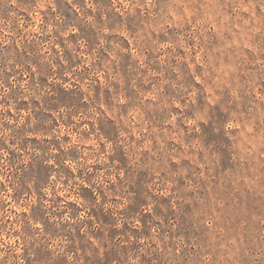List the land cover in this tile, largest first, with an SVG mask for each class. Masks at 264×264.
<instances>
[{
    "label": "rangeland",
    "instance_id": "1",
    "mask_svg": "<svg viewBox=\"0 0 264 264\" xmlns=\"http://www.w3.org/2000/svg\"><path fill=\"white\" fill-rule=\"evenodd\" d=\"M91 2L0 0V264H261L264 19Z\"/></svg>",
    "mask_w": 264,
    "mask_h": 264
},
{
    "label": "clouds",
    "instance_id": "2",
    "mask_svg": "<svg viewBox=\"0 0 264 264\" xmlns=\"http://www.w3.org/2000/svg\"><path fill=\"white\" fill-rule=\"evenodd\" d=\"M68 2L71 3V0H68ZM85 3L87 4L88 8H91L93 10V12H96L99 8V5L93 4L91 0H85ZM145 4L149 7H155V5L153 4V0H145ZM210 6L214 7V5H212L211 3V0H185L184 3H176L174 0V2L168 7V11L165 12L164 16H162L161 18L164 19L165 17L174 16L175 20L179 21L183 20L186 16L196 17L200 14L201 9H207ZM40 7H43V5H40ZM73 7H76V5H73ZM123 7L127 9L129 6L128 4H124ZM225 7L230 8L231 4L225 5ZM77 11L80 12L81 10L78 8ZM117 11H120V9H117ZM243 11L249 13L250 20L256 17L264 19V0H250L247 7H245ZM121 14L123 15V13ZM88 19L91 21L92 17L89 16ZM247 23L248 21L246 20L245 24ZM72 31H75V29H72ZM105 31H107V29H105ZM257 32L258 38H264V32H261L260 30H257ZM262 67H264V65H262ZM195 95L196 93L193 91L191 93V96L193 97V104H195ZM260 100L264 101V95L260 96ZM212 102H216L215 98H213ZM179 106L180 105L177 104V107ZM184 107H188V105L185 104ZM210 119L211 118L205 111L204 114L197 115L194 120L188 121V123L195 125L198 121L202 120L205 124H207ZM237 128L240 129V131L239 133L234 134L232 130ZM196 130L198 131V129ZM214 131L219 133L222 131V129L221 127H217L214 129ZM258 132L259 136H257ZM224 134L230 136L232 140H236L237 136H240L244 138L242 141L244 144L252 145V147L250 149H247V151L249 153V156L255 159L256 164L259 165V167L256 169L259 175H252L251 166L248 163L245 164V169L249 172L250 176H252V178L258 185L264 187V184H261V181H264V113H261V115L258 117H253V120L249 122L248 125H245L243 123L228 124L226 129H224ZM0 179H3V177H0ZM81 183H83V181H81ZM11 243L12 241L9 240L5 242V245ZM3 257L4 253H0V261H3ZM6 264H13L12 259L9 258ZM261 264H264V261H261Z\"/></svg>",
    "mask_w": 264,
    "mask_h": 264
}]
</instances>
